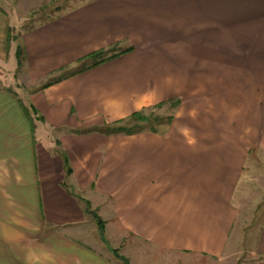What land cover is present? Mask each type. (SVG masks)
<instances>
[{
    "label": "crops",
    "instance_id": "1",
    "mask_svg": "<svg viewBox=\"0 0 264 264\" xmlns=\"http://www.w3.org/2000/svg\"><path fill=\"white\" fill-rule=\"evenodd\" d=\"M12 21L0 7V68L13 67L0 83V264H123L112 250L141 245L233 263L235 197L264 153V0H90L20 43ZM190 76L213 77L200 85L213 98L184 99ZM179 96L162 132H95ZM253 235L241 263L264 264V217Z\"/></svg>",
    "mask_w": 264,
    "mask_h": 264
},
{
    "label": "rangeland",
    "instance_id": "2",
    "mask_svg": "<svg viewBox=\"0 0 264 264\" xmlns=\"http://www.w3.org/2000/svg\"><path fill=\"white\" fill-rule=\"evenodd\" d=\"M87 1L90 0H0V7L9 13L13 20L11 31L12 42L17 41V43H20L22 34L29 29L43 24L49 21V19L51 20L57 16H62L64 12L75 9L85 2L87 3ZM12 68L10 64L6 65V73L4 69L0 68V83H3V78L6 76L12 81ZM18 74L16 75L12 88L19 92L22 88L20 87L21 82L18 81L20 79ZM209 83H213V77L190 76L188 78V85L193 87L194 91L188 93L184 99L198 100L213 98L214 92L204 91V87L200 86ZM180 98L179 96L175 99L179 100ZM176 109H173L170 104L144 109L141 114H144L150 120L158 117L161 119L163 125H159V123L154 124L152 121L143 125L149 128H156L162 132L167 127L165 124L167 119L170 116H174ZM253 158L254 162L248 163L245 172H243L244 177L235 197L240 213L238 222H236L235 234L233 235L235 247L232 246L233 248H230L233 263H203L204 260L192 256L178 260L170 254L155 252L144 245L137 246L135 250L139 251L133 252L134 254L127 253L129 255H126L124 251L117 248L115 250V256L123 264H247L241 262L249 258L254 241L253 234L259 225V221L264 217V153H259ZM101 234L103 242L109 245L110 237L108 233L102 229ZM237 261L238 263H236Z\"/></svg>",
    "mask_w": 264,
    "mask_h": 264
},
{
    "label": "trees",
    "instance_id": "3",
    "mask_svg": "<svg viewBox=\"0 0 264 264\" xmlns=\"http://www.w3.org/2000/svg\"><path fill=\"white\" fill-rule=\"evenodd\" d=\"M10 40H11V35H10ZM133 48H129L127 50L124 51H118V52H113V50H102V51H98V52H94L93 54L89 55L87 57V60L89 61V63L87 65H83L82 67H80L78 69V71H75L73 73H70L68 75H64L62 78L57 79L55 82H58L60 80H63L65 78H68L70 76H74L77 74H80L82 72H85L91 68H95L98 67L102 64H106L120 56L125 55L126 53H130L132 52ZM24 51L23 48L21 46H18L17 51H16V59L18 61V65L19 67H21L22 62L24 60ZM54 82H50L47 85H45L44 88L50 86L51 84H53ZM166 104H170L171 107L173 109L178 108L181 104V100L175 99V100H171L168 102H164V103H160L157 106H164ZM24 111L26 112V114L29 116V111H27L26 108H24ZM142 111L140 112H136V113H132V115L126 119L120 120L117 123H112V124H107L102 128H98L95 130V132H98L100 134H103L104 136H133L136 134H140L143 132H153V133H158V129L156 128H149L144 126L143 124L147 123V122H151L152 123H159V125H161V119L158 117H155L154 119L150 120L149 118H147L144 114H141ZM174 117L170 116L167 119V122L165 123L166 125H169L173 122ZM163 125V124H162ZM88 205V209H89V204ZM90 210V209H89ZM96 217V215H95ZM97 218V217H96ZM99 220V219H98ZM100 224H101V220H99ZM103 227H101L102 229ZM114 254H115V250H113Z\"/></svg>",
    "mask_w": 264,
    "mask_h": 264
}]
</instances>
